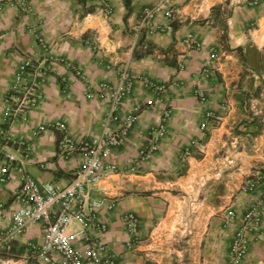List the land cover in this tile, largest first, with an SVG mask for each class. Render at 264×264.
Masks as SVG:
<instances>
[{"label": "crops", "instance_id": "crops-1", "mask_svg": "<svg viewBox=\"0 0 264 264\" xmlns=\"http://www.w3.org/2000/svg\"><path fill=\"white\" fill-rule=\"evenodd\" d=\"M158 1L0 0V178L6 154L14 156L8 181L0 180V231L9 226L10 208L20 204L25 175L67 180L82 162L79 150L60 156V130L37 136L32 130L58 119L76 140L99 133L106 102L87 92L102 81L117 82L119 69L127 67L135 76L166 83L167 90L153 97L149 87L135 83L123 114L135 106L141 110L112 158L121 170L92 191L93 198L115 207L99 210L107 230L94 227L91 233L106 242L119 264H227L245 212L264 194V181L243 191L248 179L264 172V122L254 111L264 109V0L256 6L247 0H173L172 17L155 19L161 29L141 26L143 8ZM190 33L201 48L183 42ZM25 59L45 72L43 99L27 120L23 113L12 119L5 116L6 97ZM150 98L153 105L146 104ZM210 111L215 116L207 118ZM161 125L158 150L138 173L130 172L128 164ZM17 140H26L28 148ZM231 207L236 218L226 222ZM129 213L140 218L142 239L134 248L124 220ZM42 238V226L33 224L9 242L0 240V264H43L30 247ZM242 264H264V235L252 239Z\"/></svg>", "mask_w": 264, "mask_h": 264}, {"label": "built area", "instance_id": "built-area-1", "mask_svg": "<svg viewBox=\"0 0 264 264\" xmlns=\"http://www.w3.org/2000/svg\"><path fill=\"white\" fill-rule=\"evenodd\" d=\"M172 1L159 0L152 6H145L141 12V26L151 30L161 29L155 25V19L159 14H164L168 18L172 17ZM260 2L261 0H247L250 6H256ZM104 11L110 13V6L105 4ZM183 42L196 49L203 46L202 41L191 33ZM72 70L75 76L84 78V73L79 67L72 66ZM210 71L209 68L204 69L207 74ZM44 75V70L36 67L31 59H25L18 64L10 87V95L6 97L5 116L15 119L17 114L23 113L22 119H28V114L43 99L40 87ZM118 76L117 82L111 83L105 80L87 92L89 98H99L106 102L99 133L76 140L69 132L66 122L58 119L43 122L32 130L33 136L49 129L60 130L63 132L59 143L60 156L67 158L72 152L79 150L82 154V162L75 175L67 180L42 181L31 175L23 177L18 193L20 204L10 208L7 213L9 226L6 230L0 231L2 243L24 234L31 225L40 224L43 229L42 241L30 244V247L41 263L119 264L117 256L109 250L106 242L91 233L94 227L103 231L107 230V225L99 218V210L104 206L113 209L115 203L104 198H93L92 191L110 173L121 170V166L112 158L114 150L128 139L137 122L138 112L141 110L140 106H135L123 114L135 83L141 82L149 87L153 97L165 92L167 84L157 83L144 75L135 76L127 67H121ZM12 94L17 97L11 99ZM199 96L201 100L206 99L202 92ZM146 104L153 105L154 98L148 99ZM254 111L261 115V120L264 122V109L255 108ZM214 116L211 111L207 114V118ZM205 127L204 122L201 128L205 129ZM163 129L165 126L161 125L156 134L151 133L147 136V144L141 147L137 157L128 164L130 172L138 173L141 165L156 153L164 134ZM1 134H4V130H1ZM6 139L11 140V138ZM14 143L28 148L26 140H17ZM196 143L197 140H193L183 152L189 153ZM253 147L259 146L253 143ZM13 159L12 154H6L1 168V182L8 181L11 174L10 163ZM263 181L264 172L259 170L256 177L247 180L243 191H253L259 188ZM263 215L264 194L245 212L231 242L227 264H242L252 239L264 235ZM235 218V209L232 207L227 209L226 222H231ZM124 220L131 235L128 246L134 248V244L142 239L140 218L135 213H129L125 215Z\"/></svg>", "mask_w": 264, "mask_h": 264}, {"label": "trees", "instance_id": "trees-1", "mask_svg": "<svg viewBox=\"0 0 264 264\" xmlns=\"http://www.w3.org/2000/svg\"><path fill=\"white\" fill-rule=\"evenodd\" d=\"M135 55H136L137 57H140L142 54H139V53L136 54V53H135Z\"/></svg>", "mask_w": 264, "mask_h": 264}]
</instances>
